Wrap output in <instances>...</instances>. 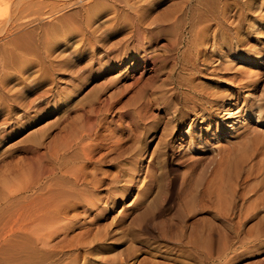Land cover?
<instances>
[{"label": "rangeland", "instance_id": "374dc122", "mask_svg": "<svg viewBox=\"0 0 264 264\" xmlns=\"http://www.w3.org/2000/svg\"><path fill=\"white\" fill-rule=\"evenodd\" d=\"M147 1L152 3L146 6L147 8L137 9L138 12L120 9L122 12L118 14L116 22L111 25L108 23L106 28L105 26L102 28L108 31L101 30L104 36L101 47H104L107 53V57L102 58L101 63H106L108 60L111 66L107 74L101 75V80L97 83L106 80L107 83L110 82V87H120L123 91L120 102L111 115L112 119L108 120L112 127H119L122 124L127 131L139 133L142 130L140 120L146 116L147 122L157 123L155 130L161 135L168 121H173L172 117H176L179 119V125L175 129L178 132L175 131L170 138L172 142L170 146L174 149L167 151L171 156L172 153L177 155L184 151L181 154H185L192 149V145L190 147L188 145L191 135H184V128L198 117L196 124L204 129L202 138L207 144L212 145L210 150L201 149L197 152L198 157L202 159L214 151V144L219 141L242 132L253 135V130H264V124L255 121L259 113H251V115L249 113L254 105L262 108L263 112L260 115L262 117L259 119L264 121V59H261L262 56L264 58V27L261 36L255 31H250V24L256 22L255 15L258 14L252 12L255 9L251 11H248L247 7H245L247 10L242 9L241 4L239 5L241 2L238 1L236 7H240L243 12L239 13L241 9L238 8V11L234 8L235 13L232 11L229 14L227 11L225 16L230 15L228 17L230 21L235 22L233 26L223 23L224 27L222 25L221 29H218L215 24L220 23V20L222 22L221 16L224 11L220 5L224 0H211L210 5L207 4L208 0ZM219 2L220 4H217ZM77 9L76 6H72L64 12L67 15L70 12L72 20L76 17L74 14ZM260 16L263 17L261 23L264 26V13L262 12ZM37 20L34 31L41 34L40 38L43 35L46 37L43 36L45 39L42 37L43 43L50 41L57 35L56 32L61 33L55 16L47 18L40 15ZM56 27L58 31L55 30ZM204 27L207 28L205 32L210 35L215 30L216 32L221 30L219 33L222 35L218 36L223 40L216 41L215 45L210 38L204 48L205 52H201L203 47H199V33ZM222 28L226 30L230 28V30L226 33L223 29V34ZM236 31L239 33L237 39H224L225 35L229 37ZM130 52L132 55H129ZM197 52H201L200 55H197ZM39 53L43 55L42 50ZM238 53L245 57L255 53V59H257L255 56L261 57L258 58V65H253L243 62L238 57L234 60V55ZM64 54L68 56V60L72 59L69 63L57 65L45 62L41 72L38 68L34 69L37 76H34V83L29 86L31 90L26 95L29 97L33 94L34 97H39L40 100L37 101L39 103L36 104L35 109L27 112V118L22 117V112L13 110L16 112L15 117L18 118L0 130V264H139L143 260L162 264H172L171 262L174 261L199 264L197 252L175 240L174 233L177 232L175 229L180 225V218L184 212L181 210V201L174 199V194L168 191V188L177 182L176 176L180 171L175 163H171L172 157L171 161L169 159L167 170L158 171L157 167H153L152 157L144 158L137 164L138 167L143 169L146 167L156 175L161 174L165 192L161 200L150 203L154 207L153 211L146 216L143 215L142 218H140L142 204L139 203L134 207V197L122 202L116 198L119 194L114 193L110 195L102 193L98 200L93 201L95 205L89 209L82 202L77 204V207L71 206L72 189L63 180L61 173L64 161L61 160L59 146L63 123L58 112L60 102L56 89L66 67L88 66L86 64L88 52L67 51ZM126 54L127 59L124 60ZM92 66L97 69L96 64L93 63ZM18 81H13L11 84ZM192 81L195 85L207 88L204 92L214 97L215 102L211 103V98H207L209 104H204L205 110H193L196 114L191 111L174 113L170 103L176 106L175 109L180 108L183 87L188 86ZM97 83L91 84L86 92L92 91ZM48 88L52 90L50 93L52 99L45 97L44 92ZM227 93L229 95L222 98L223 94L227 95ZM186 94L187 97L193 95L191 92ZM91 95L93 99L95 93ZM16 96H18L17 103L22 104L25 101L26 96L22 93ZM90 97H88L89 101L92 100ZM215 98H219L220 104L217 106H215L217 103ZM17 103L0 107V119H3L0 120L1 123H4L6 116L8 118L11 106L13 108L16 106L15 108L19 110L20 106H17ZM7 107L8 112H6ZM35 114L41 117L40 121L32 119ZM201 114L206 115L204 121L200 118ZM28 118L32 119L31 125L26 124ZM70 119L69 124L73 125L74 118ZM183 119L191 121L181 125ZM205 123L209 124L205 125ZM155 145L156 141L147 151L152 152ZM49 147L57 149L55 151L58 158L54 157L53 161H49L47 156ZM132 149L133 147L131 149L129 147L124 157L125 163L123 161L124 166H121L123 171L130 167L133 158V153L130 152ZM17 164L20 170L16 167ZM260 164L264 166V163ZM18 170L19 172L23 170L22 176L19 175ZM111 170L113 173L117 171ZM240 174L242 179L246 171L243 170ZM149 181L150 179L146 177L143 185ZM262 181L264 183V178ZM260 185L255 186L260 189ZM145 188L148 192L153 190L149 184H146ZM263 188L264 184L261 186V189ZM62 198H66V202ZM236 202L239 203V200ZM106 203L109 205L108 209L100 212L98 207L103 208ZM51 209L55 212L53 213ZM202 216L208 219L211 213L205 211ZM17 217L22 220L19 224H16L19 221L15 220ZM198 217V212L190 214L187 224ZM260 218L263 221L254 232H247L250 224L243 228H236V224L235 227L223 228L225 236L220 235V238L216 231L211 232L204 264H264V212L260 214ZM233 221L235 222L236 219ZM151 222H154L155 226L159 222L167 223L170 226L168 234L171 241L165 239ZM25 224L28 230L23 226ZM14 226L18 227L15 229ZM16 234L18 238L15 237ZM222 237L225 239L223 240ZM218 239L221 241L219 242ZM188 252L193 255L191 259L185 258Z\"/></svg>", "mask_w": 264, "mask_h": 264}, {"label": "bare ground", "instance_id": "6f19581e", "mask_svg": "<svg viewBox=\"0 0 264 264\" xmlns=\"http://www.w3.org/2000/svg\"><path fill=\"white\" fill-rule=\"evenodd\" d=\"M230 1H221L222 5L220 6H222L224 13H222L223 11L221 12L223 14V16H221L222 22L220 20V23H216V28L221 29L220 27L223 23L233 26L235 21H230L228 17L230 16L229 14L234 11V8L238 11V7L236 6L237 3L241 2L239 5L241 4L243 7L242 9L247 7L248 11L255 9L252 12L258 13L255 15L256 22L250 24V31H255L258 36L263 35L262 31L264 26H262L261 23L263 17H261L260 14H262V12L264 13V0H260V2L258 0H253L252 2H249V0ZM150 3L152 2L147 0H0V107L7 104L15 105L17 103L16 98L18 97L16 95H20V93L26 96L25 101H20L22 104H19V102L17 103V106H20L19 110L15 108L16 106H14V108L9 106L11 109L10 111L8 107V109L6 108V112L9 111L8 118L5 115L6 119L4 123L0 122V130L6 125H10L11 122L18 118L17 116L15 117L16 112L13 110L22 112V117L27 118V112L35 109L37 106L36 104L39 103L37 102L40 100L39 97H34L33 94L29 97L26 95L31 90L29 86L34 83V76H37L34 69L38 68L41 72L45 62H50L52 64L56 63L57 65L69 63L72 59L68 60V56L64 54V52L67 51H72L73 53L79 51L80 53L88 52V60L86 63L88 66L66 67L61 78L58 80L59 85L57 84L58 88L56 89L60 102V109L58 112L63 123L60 131L61 144L59 146L60 157L61 160L64 161V167L61 173L63 180L66 181L72 189L73 202L71 206L77 207V204L82 202L85 204V207L89 209L95 205L93 201L98 200V197H100L102 193H108L109 195L114 193L119 194L116 198H119L122 202L123 200L134 197V207L139 205V203L142 204V212L140 214V218H142L143 215L146 216L153 211L154 207H152L150 203H154L155 200H161V196L165 192L161 174L156 175V173H153L146 167L144 169L138 167L137 164L144 158L152 157L153 167H157V170L161 171L163 169L167 170L166 168L169 166L172 159L171 163H175L174 165L177 166L180 171L176 176L178 179L177 182L172 184L170 188H168V191L174 194V199L181 201V210L184 212L180 218V225L176 226L175 229L177 231L174 233L175 240L195 250L198 254L199 264H204L205 254H207V248L211 239V232L215 233L216 231V234L219 235L218 238H220V235L225 236L223 228H230V226H234V224H236V228H243L250 224L247 228V232H254L261 221H263V219H261L263 216L260 218V214L264 212V188L261 189V186L264 184L262 181V178H264V169L262 168L264 166L262 167L260 163H264V130H253V135H246L245 132H242V134H236L226 140L219 141L214 144V151L209 156L202 159L198 157L197 152L201 149L210 150L212 145L207 144L203 140L202 132L204 129L201 125L196 124V119L198 117L192 121H185L183 119L181 123L182 125L183 123L186 124L191 121L185 126L184 135H191L188 140V145L189 147L192 145V149L188 151V153L181 154L184 153V151H181L177 155L172 153L171 156L167 154V151L174 149L173 146H170L172 145L170 138L175 131L178 132L175 130L179 125V119L176 117H172L174 118L173 121H168L161 135L155 130L157 123L152 121L147 122L146 116L140 120L142 130L139 133L135 131V133H133L130 130L127 131L126 127L122 124H120V126L118 125L119 127H112L108 120L111 118V115L114 114L113 112L120 102L123 91L120 87H110V82L107 83L106 80L97 83L101 80V75L107 74L111 66L108 60L106 63H101V59L107 57L105 48L101 47V42L104 40L103 32L107 29L102 30V28L104 26V28H106V24L108 23L111 25V23L116 22L115 20L118 14L122 12L120 9H123V11L133 10V12L135 10L138 12L137 9L142 10L143 8H147L146 6H149ZM207 4H212V1L208 0ZM217 4H220V2ZM72 6H76L78 9L75 14L73 13L76 16L75 19L71 20L69 15L70 12L67 15L64 11L68 8H72ZM120 6H122V8ZM225 6H228L229 10L226 9ZM238 9L241 8L239 7ZM242 9L238 12H243ZM143 11L141 13H143ZM227 11L229 16H225L227 15ZM2 12L4 13L2 14ZM40 15L47 16V18L55 16L56 23L60 26L58 28L61 30V33L58 34V32H56L57 35L52 37L47 43L44 42L45 44L43 43L44 40L42 41L45 36L43 35L44 37L41 36L40 38L39 35L41 34H39L38 31H36L37 33L34 31V25L37 23V18ZM33 17L36 19L34 18L32 20ZM222 27H224V25ZM226 27L228 28V26ZM205 29L207 30V28L204 27L199 33V47H203L201 52H205L206 49L204 50V48L207 46L210 38L215 45L216 41L219 42L223 40L222 37L220 39V36H218L222 35L219 33L221 30H217V32L216 30L213 31L211 36L207 34V31L205 32ZM223 29L224 28H222V30ZM55 30H57V27ZM224 30L222 32L223 34ZM229 30L227 29L226 33ZM53 31L52 29V32ZM54 34H52V36ZM232 35L234 37H232ZM232 35H228L229 37L225 35L226 38L224 37V39H237L239 33L236 31L234 34L232 33ZM40 50H42L43 55H40L42 54L39 53ZM201 52H197V55H200ZM229 52L231 53V50ZM232 54H236V52H232ZM129 55H132V53L130 52ZM254 55L255 53L245 57L243 54L238 53L234 55L235 57H233V59L235 60V58L238 57L243 62L258 65V60L261 56H255L257 57V59H255ZM135 56L136 55L133 57L135 58ZM59 57L60 59L58 60ZM124 57V60H126L127 54ZM262 57L261 59L263 60L264 58ZM93 63L96 64L97 69H94L92 66ZM17 80L19 81L11 84L13 81ZM95 82L97 84L92 91L86 92L89 86ZM183 88L181 92L182 95H180L182 98L181 107L175 109L176 106L170 103L171 108L174 109V113L180 114L182 111H191L193 114H196L193 110H205L204 104H209L208 101H206L207 98H211V103L215 102L213 99L214 97L204 92L207 88L195 85L193 81ZM51 92L52 90L48 88L44 92L45 97L49 98ZM93 92L95 95L92 99L90 96H92L91 94ZM189 92L193 94L191 97H187L186 93ZM44 93L42 95H44ZM228 95V93L227 95L223 94L222 98H226ZM88 97L92 100L89 101ZM184 98L188 101H185ZM218 99H216L217 103L215 106L220 104L218 103ZM54 102L55 101H52V103ZM211 103L210 105H212ZM250 110V115L251 113H259L255 117V121L258 120V124L259 122L264 124V121L259 119L262 117H260V115L263 109L255 107L254 105ZM80 112H82L83 115L80 114ZM37 116L38 115L35 114L32 119H36L38 122L41 120V117ZM205 116V114H201V120L204 121ZM70 118H74L73 125L69 124ZM32 119L28 118L27 123H25L31 125ZM0 120L2 121L3 119ZM206 124L208 125L209 123H205V125ZM20 125L22 126V124ZM155 141L156 145L153 151H147L150 145H153ZM129 147L130 149L133 147L130 151L133 153V158L131 163L129 162L130 167L128 166V168L123 171L121 166H124L122 163L125 159L124 157L127 155L126 153ZM55 150L57 151V149L51 147H49L48 151L46 150L49 161H53V158L58 155ZM132 153H130V155ZM206 160H208V162ZM16 167H18L19 170L21 169L18 164ZM111 169L117 170L116 173H113ZM19 170L17 172H19ZM26 170H24V172ZM243 170L246 171V174L244 178L240 179V173ZM22 171L19 172V175L22 174ZM18 177L20 178V176ZM146 177L150 179L146 184L153 187V190L149 192L145 188L146 184L143 185ZM259 179H261V181H259ZM258 181L260 184L261 182L263 184H258ZM20 183H18V185L22 186ZM253 184L254 188L260 185L261 190L258 189V187L254 189ZM62 199L66 202V198ZM237 200H239V203L236 202ZM118 203L120 204V202ZM104 204L105 203H103V205ZM108 206L109 205L106 203L103 208L98 207V209L102 212L104 209H108ZM46 208L49 207L46 206ZM51 211H53V213L55 212L52 209ZM205 211L211 213L210 218H203L202 215ZM194 212H198L199 217L187 224L190 214ZM24 219V221H26V218ZM235 219L236 221L234 222L233 220ZM15 220H19L16 224L22 221L20 218L18 219V217ZM151 223H153V225L155 224L154 222ZM23 226L26 227L27 225L25 224ZM14 227L16 229L18 226ZM155 227L160 230L165 239H169L168 231L170 226L167 223L159 222ZM15 229L13 231H15ZM172 234L173 233H171V235ZM171 235L170 237H172ZM15 237H17V234ZM221 239H218V241L220 242ZM224 239L225 238H223V240ZM169 240L171 241V239ZM191 256L193 255L188 252L185 258L191 259ZM171 263L186 264V262L183 261L179 263L174 261ZM139 264L162 263L154 261L144 262L143 260L142 263Z\"/></svg>", "mask_w": 264, "mask_h": 264}]
</instances>
